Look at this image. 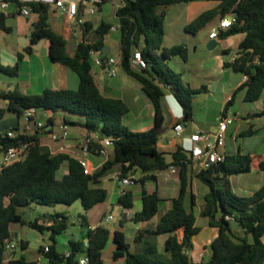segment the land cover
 <instances>
[{"label":"trees","instance_id":"16d2710c","mask_svg":"<svg viewBox=\"0 0 264 264\" xmlns=\"http://www.w3.org/2000/svg\"><path fill=\"white\" fill-rule=\"evenodd\" d=\"M193 1L196 0H119L122 6L117 10L116 18L121 70L140 84L155 111L154 126L141 133H132L125 126L123 118L129 112L127 104L121 99L106 97L94 74L90 53L92 50L103 51L105 40L114 25L101 21L93 32L95 40L90 43L86 38L93 24L88 21L76 29V34L80 32L82 39L71 46L70 40L52 27L50 7L32 6V15L37 17L31 27V43L48 41L52 61L67 67L76 76L78 85L76 88L47 89L38 95L26 94L19 89H0V98L6 102L5 107H0V157L12 146L31 143L30 152L24 160L3 167L0 171V264H39L38 261L30 262L24 255L7 260L10 251L6 249V242L13 241L15 237L12 233L13 224L26 225L40 233H51V243L47 245L49 251L45 253L48 264H80L82 258L87 259V264H105L103 251L111 236L115 246L112 259L123 264H264V181L258 190L248 196L233 192L230 185V178L251 172V155L240 152L232 157L226 155L223 163L196 173V178L209 189L204 196L201 218L207 220L208 226L217 228L218 235L210 245L212 253L209 259L195 262L188 252L202 227L194 213L195 196L189 193L190 162L182 148L171 154L172 161L168 162L167 154L160 152L157 147L164 123L162 84L173 86L186 118L192 116L191 97L195 92L185 86L182 75L172 71L166 63L176 56L186 61L187 49L183 46L166 49L163 44L166 9ZM209 1H216L218 5L199 13L185 30L196 35L216 17L233 18L232 26L222 31L219 39L235 35L244 37L239 44L237 58L225 63V67L246 75L248 79L237 89L227 107L233 104L241 92H244L246 102H256L264 91V0ZM7 19L0 14V27L4 32L12 33L13 30L6 26ZM136 50L142 52L148 63V68L143 71L131 67L130 60ZM26 51L30 53L33 49L29 47ZM222 53L228 55L229 51L223 50ZM106 58V55L102 56V59ZM22 59L23 54H18L16 63L5 65L0 57V75L18 76V62ZM31 110L79 116L80 125L87 131V138L91 139L90 152L99 154V141L112 138V153L99 170L86 174L79 159L67 153H53L41 144L38 132L28 134L20 127L21 119ZM7 113L16 116L4 121ZM64 122L78 125L67 120ZM47 124H54V119L48 118ZM10 131L14 137L8 136ZM52 131L45 130L44 133ZM95 135L98 139L94 138ZM64 165L66 172L61 173ZM172 166L179 171L180 192L178 197L170 200L171 207L154 228L139 229L130 240L121 230L111 231L103 225L95 229L90 227L87 213L108 199L107 191L94 188L93 184L115 172H119L120 179L141 172L142 178L135 182H155L156 171H164ZM259 170L264 172V160L259 164ZM77 201L82 203L85 211L80 215L79 222L84 236L79 241L70 240L66 253L58 250L56 236L67 231L72 223L70 215L56 213L52 220L37 217L27 221L24 218L23 210L32 204L71 206ZM163 201L157 192L143 191L142 210L131 219H127L128 213H122L124 218H119V226L123 228L127 221L135 224L152 221L160 212ZM119 204L123 210L133 208V192L127 190L121 195ZM180 231H183L181 240ZM160 236L165 237L166 256L158 248L157 239ZM19 244L22 250H26L25 241L21 240ZM44 248H41L42 252Z\"/></svg>","mask_w":264,"mask_h":264},{"label":"crops","instance_id":"0c3cea01","mask_svg":"<svg viewBox=\"0 0 264 264\" xmlns=\"http://www.w3.org/2000/svg\"><path fill=\"white\" fill-rule=\"evenodd\" d=\"M184 4H188L190 6L185 12V22L180 25L186 36L183 37L177 32H172L170 30L171 26H165L163 47L170 49L172 47L183 46L182 44H185L183 47L187 49V60L185 61L180 56H176L171 58L166 63L172 71L181 74L184 85L195 92L191 97L192 116L190 118H186L184 107L176 97V92L173 86L171 84H166L165 86L162 84L161 86L164 88V95L161 100V108L164 117V123L162 133L158 139V150L167 154L168 162L172 161L171 154L176 152L178 148H182L187 156V151L191 147L190 137L192 133H194L197 129L215 132L217 130V122L220 115L224 109H227L235 116V122L228 128L224 152L225 155L229 157L235 156L239 152L243 155H251V172L248 174L238 175L243 176V178H247V182H238V194L242 196L251 195L262 186L264 181V172L259 170V164L264 160V107L262 112L257 110H248L247 108L241 110L242 106L240 108H236L238 101L252 104L244 100V92H241L239 95H237L233 101V104L227 107L237 89L244 85L248 78L242 73L233 71L232 68L225 67V63H231L233 56L237 54L239 44L241 43L244 36L235 35L227 37L224 40L218 39V45L216 48L212 51L209 50L207 47L208 43L211 41L209 35L207 38L200 36L198 37L186 32L185 27L198 15L197 13L214 9L218 5V2L209 0H196ZM191 4L193 5L191 6ZM50 10L51 19L53 17L58 19L56 24L53 25L51 23V25L55 30L61 32V30L65 28V23L61 19H66L69 25L68 19L65 17H58L51 8ZM113 12L116 17L114 4H105L102 6L101 11H99L95 17L90 19V22L93 25L95 23L99 24L101 21L112 23L105 19L104 13L110 15ZM32 16L34 17L32 21L33 23L37 16ZM16 17H18V15H12L6 20V26L11 28L13 31L14 28L9 24V22ZM220 21L221 19L218 17L211 30L217 27ZM31 27V25L20 26L16 31L17 39L14 41V45L10 42L8 43L9 45H13L11 47L12 51H7L6 53L10 57L12 63L14 64L18 61V54H23V59L18 62V76L9 77L3 74L0 75V83L2 82L4 84L3 88L0 89L4 91L19 89L26 94L38 95L42 94L47 89L60 90L76 88L78 85L76 76L72 74L67 67L53 62L50 58L48 41H44V43L40 45L38 49H35L29 45V41L31 42ZM69 28H71L70 25ZM1 32L6 33L2 29ZM61 33L66 38L65 33ZM167 37L170 38V42H166ZM29 47L33 49V51L30 53L26 51ZM223 50H228L229 54L224 55L222 53ZM115 51V45L106 39L105 47L103 48L101 54L106 55L107 57L114 56ZM116 55H119V50ZM0 57L2 59V56ZM170 66H173V68ZM94 74L99 84L100 90L106 97L121 99L127 104L129 112L124 116L123 121L129 130L132 128V133L145 132L154 126L155 111L153 105L142 92L141 86L137 81L126 75L122 70L116 78H111L108 75L107 67L102 69L94 66ZM263 98L264 91L260 100L256 102H261ZM5 106L6 102L0 98V107ZM43 113L46 115L47 119H54V124L48 127L49 130L53 129V131H57L58 124L64 120H67L68 123L78 124L75 126L68 124L70 126V134L68 139L65 141L53 142L50 139V133H45V136H42V132H38L42 145L47 146L51 151H55L61 145H65L69 148L68 154L78 159L81 153L79 145L87 138V131L80 125V118L68 115L66 113ZM38 114L39 112L37 113L35 111V119L37 121H41L38 118ZM15 116L16 115L13 113H7L4 121L14 119ZM24 119L25 117L23 120ZM179 123L184 126V132L181 136H178L174 129V127ZM24 125L25 122L22 125L20 121V127L23 128ZM258 135L261 136V139L259 141H253ZM97 137L98 136L96 135L94 136L95 139ZM112 150V147L108 149L109 155L112 153ZM105 161L106 159L99 154L91 153L88 156V165L92 172L99 170ZM64 172H66V170ZM195 172H199V169L197 167L190 166L189 173L191 176V181L189 193H192L196 198V207L194 208V213L198 220H200L201 211L204 208V196L209 189L203 182L196 178ZM138 173H140L139 176ZM154 175L156 176L155 182H135L134 185L126 187V190L133 192L134 198V215L131 216L128 214L127 219L133 218L136 213L142 210L143 191L148 193L157 192L159 197L164 200L161 204V210L158 213L160 216L157 218V215L152 221L148 223L135 224L133 222L127 221L123 228H121L118 224L119 218H124L122 213H125L123 209H118V205H120V191L122 189V182L119 177V172L112 173L104 177L99 183L93 184L94 188H103L108 193V199L106 202L102 203V207L105 210L104 217L107 218L110 215H114L115 217V219L111 221L114 223L111 231H124L127 237L132 240L137 230L148 227L154 228L159 222L160 217L171 207L170 200L178 197L181 188L178 169L176 173H172L170 168H168L164 171H156ZM142 176L143 174L141 172H137L134 177L138 181L142 178ZM233 179H236V176L230 178V180ZM195 184H201V201L199 200L198 194L194 190ZM187 205L189 206V199L187 200ZM94 208H92L90 212ZM88 220L90 227L93 229L99 225L105 226L101 221L96 222L89 216ZM40 223L45 224L42 221H40ZM199 225L202 227V229L200 233L194 237L193 247L188 252L189 256L195 262H203L209 259L212 253L210 245L218 235V229L208 226L206 222L203 224L199 223ZM15 226L17 227L20 225H12V233L15 235V237H17L18 232L15 229ZM23 228L29 230L28 236H25V238L22 239V241L27 243L26 250L30 248L31 243L41 244L45 236L50 239V232L40 233L26 225H24ZM128 230H131L130 236H128ZM83 232V229L79 225L76 226L74 222L69 225V228L63 234L66 238L65 249L63 250L64 253H66L68 250L67 245L70 240L79 241L83 239ZM179 238L180 240L183 238V231L179 232ZM157 241L159 251L162 253V255L166 256V252L164 250L165 237L160 236L158 237ZM84 242H87V239H84ZM114 250L115 246L113 243V237L111 236L107 247L103 251V260L105 264H123L122 261H113L112 256ZM9 253L10 252L7 253V260H10L11 258H17L15 254L10 255ZM22 255L25 256V254ZM36 261H38V263L44 262L45 260L43 255L39 259L37 258Z\"/></svg>","mask_w":264,"mask_h":264},{"label":"built area","instance_id":"2783aa9c","mask_svg":"<svg viewBox=\"0 0 264 264\" xmlns=\"http://www.w3.org/2000/svg\"><path fill=\"white\" fill-rule=\"evenodd\" d=\"M116 0H0V14L6 17H11L12 15H18L21 17L29 18L32 16V6L33 5H44L50 7L58 17H65L68 19L69 25L72 29H76L85 25L86 22L90 21L91 18L95 17L102 6L108 3H113L115 8V13L119 8H121V3L114 2ZM233 24V18L231 16H226L221 19L219 25L213 28L209 34L211 40H218L219 34L222 31H227ZM118 30V26H113L111 31ZM91 57L93 60V65L98 68L108 69V75L111 78H116L121 71V56L114 55L108 56L105 60L102 59L101 52L92 50ZM237 58V54L233 56L232 62ZM131 67L136 71H143L148 68V63L144 59L142 52L136 50L131 57ZM34 117V118H33ZM25 125L22 128L28 134H35L36 132H44L48 129V124L37 121L35 119V110L28 112L24 119ZM235 122V116L224 109L220 115L217 122V130L215 132L204 131L197 129L192 133L190 137L191 147L187 151V158L190 162V166L197 167L199 171L208 170L214 165H218L225 161L226 155L224 152L226 144V136L228 128ZM178 136H181L184 132V126L179 123L174 127ZM70 126L64 121L60 122L57 127V131L50 132V139L53 142L65 141L69 137ZM9 137H14L13 132L8 133ZM98 139V137L96 138ZM91 139L86 138L79 145L80 155L78 157L81 165L83 166L86 174H92V170L88 165V156L90 152ZM101 148L99 149V155L108 159V149L113 147L112 138H104L99 141ZM31 148V143H23L19 146L10 147L1 157H0V171L3 167L12 165L14 163L24 160ZM53 153H69V148L65 145H61L57 150L52 151ZM172 173L177 172L175 166L170 167ZM136 178L134 176H128L121 179L122 189L120 191V196L126 193V187L134 185ZM115 219L114 215L107 217V220L113 221ZM17 244L14 242H6V249L8 251H13L17 248ZM49 251L48 246H45L43 252L44 262L39 264H48L45 258V253ZM80 264H87V259L82 258Z\"/></svg>","mask_w":264,"mask_h":264},{"label":"rangeland","instance_id":"374dc122","mask_svg":"<svg viewBox=\"0 0 264 264\" xmlns=\"http://www.w3.org/2000/svg\"><path fill=\"white\" fill-rule=\"evenodd\" d=\"M116 3L119 2V0L114 1ZM200 2V1H199ZM193 4H191L192 6ZM188 7H190L188 4H176L173 6H169L166 9V19H165V26L169 27L171 26V31L172 32H177L179 33L181 36L185 37V32L183 31V29H181L180 25L183 24L186 20V15L185 12L187 11ZM199 14V13H197ZM105 15V19L112 22L113 25L115 27L118 26V21L115 17L114 12L111 13L110 15L107 13H104ZM33 16H30L28 19H26L25 17H21L18 16L12 20H10L9 24L13 26L14 31L12 34H6V33H2L1 32V27H0V56H2V63L5 65H13L10 57L6 54L7 51H12V46L14 45V41L17 39L16 36V31L17 29L22 26V25H31L32 26V21H33ZM218 17H216L212 22H210L204 29H202L197 35L195 36H200L203 38H207L209 35V32L212 28V26H214V24L216 23ZM64 21V25L65 28L61 30V32L65 33V36L67 39L70 40L71 46L75 45L78 41H80L82 39V35L80 34V32H78L77 34L75 33V29L69 28V25L67 23V20H63ZM58 22V19L56 17H53L51 19V23L54 25ZM99 24L95 23L91 29V33L88 34L87 36V41L88 42H93L94 39V31L97 28ZM107 40L110 41L111 43H113L115 45V55L117 54L119 48H120V43H119V31H111L107 37ZM12 43V44H8V43ZM166 42H170V38L167 37L166 38ZM183 46H185V44H182ZM171 68H173V66H170ZM4 84L1 82L0 83V88H3ZM242 106V107H241ZM242 108L241 110H243L244 108H247L248 110H257L262 112V109L264 107V98L261 102H254L252 104H248V103H244V102H240L238 101L237 103V107L236 108ZM74 116V115H72ZM75 117H79V116H75ZM38 118L39 120H41V122H47V117L46 115L40 111L38 114ZM24 120L21 119V124L23 125ZM258 124V123H257ZM132 130V128L130 129V131ZM42 136H45V133L42 132ZM261 136L258 135L255 140L253 141H259L261 138ZM66 170V166H63L60 170L61 173H63ZM198 173V172H195ZM140 175V173H138V176ZM239 177V178H238ZM239 179V180H238ZM243 181V182H247V178H243V176H236V179H233L230 181V185H231V190L235 193H238V182ZM194 190L196 191V193L199 196V200L201 201V197H202V193H201V184H195L194 185ZM196 200V198H195ZM59 212H63L66 213L68 215H70L71 217V222H74L75 225H79L80 222V215L84 214V208L83 205L80 201L75 202L74 204H72L71 206H67V205H63V204H59L55 207H49V206H44V205H39V204H32L31 207L29 208H25L23 210L24 213V218L27 221H33L35 220L37 217H42L43 219H51L52 216H54L56 213ZM104 213L105 210L102 207V204L95 207L91 212L89 211L87 213V216H89L92 220L99 222L101 221L105 226H107L108 228H112L114 223L107 220L106 217H104ZM160 216V214L157 216V218ZM207 223V220L205 219H201L199 220L200 224L203 223ZM20 225V224H19ZM24 225H20V226H15L17 232H18V236L13 238V241L16 243L18 246L15 250L10 251V255L15 254V256L18 258L20 257L22 254H25V257L30 261H36V259L40 258L43 255V252L41 250L42 247L47 246L48 244L51 243V240L48 239L46 236L43 238V241L41 244H34L31 243V246L29 249L27 250H22L20 247V241L25 238V236H28L29 230L23 228ZM130 232L131 230H128V236H130ZM56 240H57V248L60 252H63V250L65 249V236L63 234L61 235H57L56 236Z\"/></svg>","mask_w":264,"mask_h":264},{"label":"water","instance_id":"95a60500","mask_svg":"<svg viewBox=\"0 0 264 264\" xmlns=\"http://www.w3.org/2000/svg\"><path fill=\"white\" fill-rule=\"evenodd\" d=\"M45 40H42L40 43H37V44H32L30 41H29V45L34 47L35 49H38L40 45H42L44 43ZM218 45V41L217 40H211L207 47L209 50H214L216 48V46ZM108 70V69H107ZM9 102V101H8ZM7 133L5 132L4 135H6ZM118 209H123V207L121 205H118ZM133 208H130V209H124V211L128 214H130L131 216H133ZM51 219H54V216L51 217Z\"/></svg>","mask_w":264,"mask_h":264}]
</instances>
